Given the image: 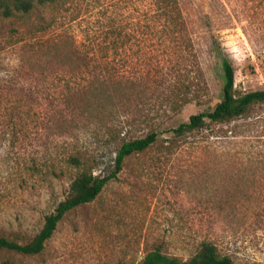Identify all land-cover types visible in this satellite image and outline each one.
Masks as SVG:
<instances>
[{"label":"rangeland","instance_id":"rangeland-1","mask_svg":"<svg viewBox=\"0 0 264 264\" xmlns=\"http://www.w3.org/2000/svg\"><path fill=\"white\" fill-rule=\"evenodd\" d=\"M179 2L186 38L162 43L152 0L34 1L28 12L0 0V237L28 242L83 163L107 176L124 141L159 136L40 254L1 251L0 264H140L157 247L188 260L203 242L233 264H264V104L195 135L171 132L220 101L224 59L237 94L264 90V0ZM110 20L130 41L106 57ZM170 48L178 59L163 69Z\"/></svg>","mask_w":264,"mask_h":264},{"label":"trees","instance_id":"trees-1","mask_svg":"<svg viewBox=\"0 0 264 264\" xmlns=\"http://www.w3.org/2000/svg\"><path fill=\"white\" fill-rule=\"evenodd\" d=\"M34 1L38 5L45 6L55 4L58 0H14V6L18 11L28 12L35 6ZM152 2L157 12V18H155L154 23L156 22L159 25L162 43H168L172 39L174 41L178 39L183 41L186 38L185 20L179 0H152ZM110 22L102 40L105 47L101 46V49L106 51V57L109 55L107 51L117 52L124 49L130 41L129 35L124 32L121 23L116 20H110ZM149 24L153 25V22L150 21ZM149 24L147 27H149ZM177 51L178 49L175 51V48H170L168 58L167 56L164 57L163 63L165 65L163 69H168L171 62L174 59H178V56L176 57ZM72 52L75 53L73 49ZM75 54L78 55V53ZM85 64L88 65V63ZM222 72L223 88L220 101L213 109L194 114L190 116L187 122L172 128V136L195 135L205 130L210 124L231 123L246 117L255 105L264 104V90L237 94L235 89V71L227 59L222 62ZM201 85L202 83H197V90H201V87L199 88ZM191 91V87L184 83L178 88L177 96L185 97L182 101L186 104L191 100V98H186ZM174 102L178 103L177 101ZM173 105L175 107L177 104ZM158 137L156 132H151L144 137L124 141L117 151L115 170L107 176L94 175L92 168H86L79 158L72 157L70 159L71 163L77 167H80L83 163V169L72 180L65 199L57 205L53 212L45 216L40 231L28 242L21 244L8 238L0 237V252H15L27 256L40 254L44 250L46 243L53 237L59 223L69 212L93 202L101 194L106 184L117 177L123 168L126 158L150 148L158 140ZM1 264L14 263L5 261ZM140 264H233V260L229 256L223 255L215 244L203 242L197 252L188 260L170 256L164 253L160 247H157L148 252Z\"/></svg>","mask_w":264,"mask_h":264}]
</instances>
